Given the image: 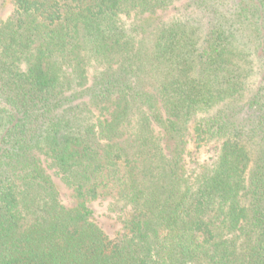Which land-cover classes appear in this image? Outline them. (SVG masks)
<instances>
[{
	"label": "trees",
	"instance_id": "16d2710c",
	"mask_svg": "<svg viewBox=\"0 0 264 264\" xmlns=\"http://www.w3.org/2000/svg\"><path fill=\"white\" fill-rule=\"evenodd\" d=\"M1 13L0 264H264V0Z\"/></svg>",
	"mask_w": 264,
	"mask_h": 264
},
{
	"label": "rangeland",
	"instance_id": "374dc122",
	"mask_svg": "<svg viewBox=\"0 0 264 264\" xmlns=\"http://www.w3.org/2000/svg\"><path fill=\"white\" fill-rule=\"evenodd\" d=\"M4 14H5V13H4ZM4 14L1 13V14H0V18H3ZM97 211H98V213H101V212L103 211V209H102V208H97ZM108 231L111 232L110 230H108Z\"/></svg>",
	"mask_w": 264,
	"mask_h": 264
}]
</instances>
